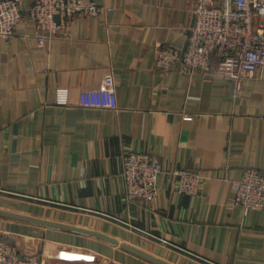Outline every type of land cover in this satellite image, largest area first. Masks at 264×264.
Returning <instances> with one entry per match:
<instances>
[{"label": "crops", "instance_id": "crops-1", "mask_svg": "<svg viewBox=\"0 0 264 264\" xmlns=\"http://www.w3.org/2000/svg\"><path fill=\"white\" fill-rule=\"evenodd\" d=\"M32 1L0 37V210L74 228L0 214V239L49 264H264V208L230 204L244 168L264 172V66L239 85L159 69L196 0H96L43 41ZM126 149L159 159L156 198L126 199ZM176 168L203 175L196 194Z\"/></svg>", "mask_w": 264, "mask_h": 264}, {"label": "built area", "instance_id": "built-area-1", "mask_svg": "<svg viewBox=\"0 0 264 264\" xmlns=\"http://www.w3.org/2000/svg\"><path fill=\"white\" fill-rule=\"evenodd\" d=\"M105 10L96 0H33L29 17L39 30L40 41L54 35L78 14L98 15ZM193 23L185 50L163 45L157 48L156 66L164 71L181 64L183 72H202L229 77L239 85L243 78L264 66V0H196ZM21 0H0V37L10 39L22 20ZM217 57L214 63L213 58ZM58 103H67L68 88L59 87ZM127 200H152L159 194L158 177L164 172L156 155L126 149L122 154ZM174 187L196 194L203 175L195 170H169ZM232 206L244 210L264 208V172L254 166L243 169L234 182ZM0 264H49L42 253H23L17 245L0 239Z\"/></svg>", "mask_w": 264, "mask_h": 264}, {"label": "water", "instance_id": "water-1", "mask_svg": "<svg viewBox=\"0 0 264 264\" xmlns=\"http://www.w3.org/2000/svg\"><path fill=\"white\" fill-rule=\"evenodd\" d=\"M187 45H188V42L186 44V46L184 47L183 50H185L187 48ZM1 192H5V193H10V192H7L5 190H0ZM0 214H5V215H10V216H14V217H21V218H24V219H28V220H31V221H34V222H39V223H46V224H52V225H56V226H62V227H67V228H74L72 226H68V225H63V224H59L57 222H50V221H47V220H42V219H38V218H33V217H27V216H23V215H19V214H14V213H10V212H4V211H1L0 210ZM126 223V222H125ZM88 231V230H87ZM137 252H140L137 250ZM142 255H146L147 257L151 258L152 260H155V261H158V262H161L160 260H158L157 258L155 257H152V256H149L147 254H144L142 252H140Z\"/></svg>", "mask_w": 264, "mask_h": 264}]
</instances>
